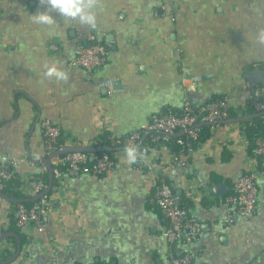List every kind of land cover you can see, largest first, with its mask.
Returning a JSON list of instances; mask_svg holds the SVG:
<instances>
[{
    "label": "crops",
    "instance_id": "obj_1",
    "mask_svg": "<svg viewBox=\"0 0 264 264\" xmlns=\"http://www.w3.org/2000/svg\"><path fill=\"white\" fill-rule=\"evenodd\" d=\"M93 3L96 22L89 26L42 0H0V160L23 159L20 174H42L41 119L90 146L102 132L126 137L186 101L196 107L221 96L235 110L248 101V86L263 84L264 0ZM45 11L54 23H34L33 16ZM89 35L107 49L106 63L92 71L74 64ZM53 65L66 79L45 75ZM257 67L263 80L252 84L248 73ZM239 121L219 124L195 154L182 153L176 164H169L166 145L148 151V162L179 201L190 202L187 211L200 223L202 235L176 250L189 254L190 264H264V165L258 163L254 211L226 220L224 196L251 162ZM113 158L114 168L100 177L71 175L64 198L51 178L46 231L28 244L15 222L17 199L0 195V254L6 243L23 247L0 264H169L162 235L168 221L151 202L157 176L133 167L138 158ZM216 185H223L220 193ZM48 238L55 251L39 241Z\"/></svg>",
    "mask_w": 264,
    "mask_h": 264
},
{
    "label": "built area",
    "instance_id": "obj_2",
    "mask_svg": "<svg viewBox=\"0 0 264 264\" xmlns=\"http://www.w3.org/2000/svg\"><path fill=\"white\" fill-rule=\"evenodd\" d=\"M88 42L78 47L77 56L74 61L75 65L82 67L88 71L96 70L102 67L107 61V49L95 36L89 35ZM184 80H186L184 78ZM112 81H105L106 85H111ZM254 91L248 86V100L251 101L255 111L264 110V81ZM181 114L165 113L160 116L151 117L142 127L131 131L123 140V144L115 142L114 152L103 153L98 157H93L91 170L88 169L89 156L85 151L74 150L77 147H90L91 150L99 148L96 141H90V146L81 144L76 140L66 136L63 131L55 124L47 119L39 120V127L42 134V142L44 145V157L39 163L42 173L51 169L52 175L56 180V184L52 187L54 192L64 198L69 190V177L74 173H88L100 177L109 173L115 166L113 154L121 157H128V149L134 148L136 158L139 164H134L136 169H142L147 173L157 176L156 190L151 198V202L159 209L163 216L167 219L168 224L162 235L168 242V261L169 264H190L191 256L187 253L175 254L182 243H186L197 239L202 235L200 223L197 218L190 216L188 211L178 206L176 203V195L172 187L162 176L159 169H155L147 160L148 151L151 148L141 147L144 136L149 135L154 141L167 142L170 137L175 138L178 145L185 149L188 155L195 154L202 146L200 141V133L202 127H209L210 131L214 130L219 124L225 122H236L245 116H241L242 106L235 111L238 117H229V105L225 99L218 101H207L206 103L194 106L186 101L183 105ZM243 109V108H242ZM59 139L63 143L57 145ZM245 144L248 145L247 140ZM94 145V146H92ZM62 151V153H61ZM116 151V153H115ZM171 152L169 164L180 162V155ZM250 165L235 180L233 192L224 196V203L228 206L226 220L230 221L232 216L247 217L255 209L258 202V189L256 178L259 174L258 159H261V165H264V135L255 141V147L252 154H249ZM23 159L13 160L9 157H2L0 160V195H3V187L7 181L13 178L20 182L17 190L26 194V197L36 195L35 199L39 200L30 206L24 205L21 201L15 200L14 216L16 225L26 230L27 242L35 241L37 235H44L47 227L46 212L50 208L53 200L51 195L43 194L46 185L40 179H35L29 174H20L17 167L23 163ZM260 164V163H259ZM61 165H65V171L60 169ZM191 194V193H189ZM208 195V191L206 193ZM191 196V195H190ZM41 244L48 246L52 251L56 250V246L51 238L39 240ZM6 250L16 258L22 251L20 245L17 248L11 243L2 245L1 249ZM107 264V263H103Z\"/></svg>",
    "mask_w": 264,
    "mask_h": 264
},
{
    "label": "trees",
    "instance_id": "obj_3",
    "mask_svg": "<svg viewBox=\"0 0 264 264\" xmlns=\"http://www.w3.org/2000/svg\"><path fill=\"white\" fill-rule=\"evenodd\" d=\"M259 87H262L259 85ZM257 88V85L252 86V90L254 91ZM222 99L221 96H216V97H212V99H210L209 101H218ZM197 108V106H194V109ZM243 108V109H242ZM241 110V116L243 115H250V118L248 119H244L239 121L240 124L242 125V131L245 132L246 137H247V141H248V145H247V150H248V154H252L253 149L255 147V141L259 138L262 137L264 135V110L262 111H255V108L253 107L252 103L250 100H248L243 106H242ZM236 110V109H235ZM231 106H229L228 108V114L229 117H238V112L235 111ZM183 112V108H181L180 110H164L161 113L155 114L152 117L155 116H160L162 114L165 113H176V114H181ZM211 135L210 133V129L209 127H202L201 128V133H200V141L204 142L207 138H209ZM125 139V137H115L107 132H102L100 133L97 138L95 139L96 141V146H99V148L95 149V150H90L87 151L88 156H89V161H88V169L91 170L92 168V164H93V157H98L103 153H111L112 151H114V146H115V142L121 143L119 145L123 144V140ZM63 143L62 139H59L57 145ZM158 145H166L167 147L170 148L171 152L175 153V154H179V153H185V149H183V147H181L180 145H178L175 141V138L170 137L169 140L167 142H161V141H154L152 140V138L147 135L143 138L142 143H141V147H148V148H155ZM94 146V145H92ZM137 160V159H135ZM258 163L261 164V159L257 160ZM60 169L62 171H65L66 166L65 165H61ZM40 179L43 181V183L46 185L48 183V178H47V172H44L42 174L39 175ZM54 182L52 183V185L54 186L56 184V180L55 178ZM20 185V182L13 178L10 181H7L4 184L3 187V193H5L6 195L12 197V198H16L17 200L21 201L24 205L30 206L33 203L39 201V200H33L30 197H26L23 196L21 193H18V186ZM52 191H50V193H47L46 196L50 195ZM153 206H155L152 203ZM178 206H181L183 208H185L186 210L189 208L190 202L186 199V198H182V200L179 201V203L177 204ZM156 207V206H155ZM156 209H158L156 207ZM159 210V209H158ZM189 214V213H188ZM19 235H21V238L24 239L23 237L26 236V234L24 232H19ZM175 254L177 255V252L175 251ZM11 254L8 251H5L4 253L2 252L0 254V258L6 259V258H10ZM103 264V263H101Z\"/></svg>",
    "mask_w": 264,
    "mask_h": 264
},
{
    "label": "clouds",
    "instance_id": "obj_4",
    "mask_svg": "<svg viewBox=\"0 0 264 264\" xmlns=\"http://www.w3.org/2000/svg\"><path fill=\"white\" fill-rule=\"evenodd\" d=\"M51 7L52 10L56 11L63 17L69 19H76L81 24L94 26L96 22V15L93 9L95 4L93 0H42ZM33 22L39 24H53L54 19L47 11L39 12L33 16ZM260 40L264 41V34L259 37ZM46 76L55 77L56 79H66V74L58 69L56 66H50L47 68ZM128 157L134 161L136 158V152L134 148L128 149Z\"/></svg>",
    "mask_w": 264,
    "mask_h": 264
},
{
    "label": "water",
    "instance_id": "obj_5",
    "mask_svg": "<svg viewBox=\"0 0 264 264\" xmlns=\"http://www.w3.org/2000/svg\"><path fill=\"white\" fill-rule=\"evenodd\" d=\"M248 79L249 81L252 83V84H257V83H260L262 80H263V73H262V70L260 68H253L249 71L248 73ZM250 118V115L249 116H245L243 117L242 119H248ZM71 151H74V150H78V151H90L91 148L90 147H77V148H72L70 149ZM62 153V151H61ZM49 172V185L48 187L45 189V191L43 192V194H46L49 192L50 190V187H51V178L53 177L52 175V171L51 169L48 170ZM223 189V185H216V187H214V190L217 192V193H220ZM176 203L178 204L179 203V199H176Z\"/></svg>",
    "mask_w": 264,
    "mask_h": 264
}]
</instances>
